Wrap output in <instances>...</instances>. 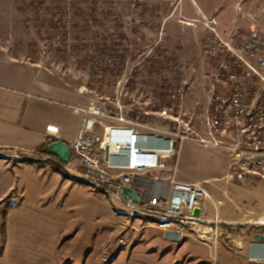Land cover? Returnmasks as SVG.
Masks as SVG:
<instances>
[{"label": "rangeland", "instance_id": "rangeland-1", "mask_svg": "<svg viewBox=\"0 0 264 264\" xmlns=\"http://www.w3.org/2000/svg\"><path fill=\"white\" fill-rule=\"evenodd\" d=\"M39 1L0 0V60L30 68L71 112L70 106L101 107L106 116L99 119L107 127L167 130L181 121L199 124L209 94L215 61L209 51L216 47V34L227 39L231 31L264 29V0ZM111 49L117 50L113 58L108 57ZM95 61L103 69L115 61L117 68L100 73ZM9 69L0 61V70ZM95 130L102 135L104 126ZM5 153L14 156L0 155V264H159L151 256L160 255V244L146 243L140 250L143 245L130 239L127 246H112L119 251L116 256L114 251L103 253L115 239L106 238L108 234L120 230L115 220L124 222L114 214L123 205L72 180L69 172H76L77 161L61 163L43 156L42 149L35 156L18 149ZM229 163L224 150L192 139L181 144L178 170L186 181L208 180L209 189L224 186L221 177ZM226 189V196L213 191L221 201L220 217L237 221L224 227L234 238L254 230L264 213V182ZM239 209L256 215L246 211L243 218ZM223 236L220 240L230 241ZM169 246V256L178 259L177 247Z\"/></svg>", "mask_w": 264, "mask_h": 264}, {"label": "built area", "instance_id": "built-area-1", "mask_svg": "<svg viewBox=\"0 0 264 264\" xmlns=\"http://www.w3.org/2000/svg\"><path fill=\"white\" fill-rule=\"evenodd\" d=\"M216 35V47L209 51L215 59L210 67L209 94L199 124L181 121L177 128L167 130L149 125L107 127L99 119L106 116L101 107L70 106L74 114L82 117V123L78 135L66 142L72 152L68 165L77 160L78 179L110 195V200L122 202L124 209L132 214L146 212L151 224L171 242L191 238L215 245L224 234L242 251L247 233L234 238L225 234L224 227L236 225L237 221L219 216L221 201L209 193V182L189 183L177 178L181 144L192 139L204 147L229 154V168L221 179L225 185H219L225 196L226 186L239 184L248 188L264 182V29L255 28L246 33L231 31L227 39ZM164 115L167 116L166 111ZM120 120L124 121L122 117ZM98 125L104 126L102 135L95 130ZM47 132L55 140H61L57 126L48 125ZM0 155L4 159L14 156L5 152ZM160 179L166 181L169 189L159 186L158 194L146 193V182ZM123 187L135 190L139 202L124 198ZM207 203L213 210L211 216ZM239 211L243 218L248 216L242 209ZM255 226L258 231L253 235L264 236V213ZM119 228L114 243L104 249L105 255L114 248L127 246L136 231L131 222L120 224ZM105 255L103 260L107 258Z\"/></svg>", "mask_w": 264, "mask_h": 264}, {"label": "crops", "instance_id": "crops-1", "mask_svg": "<svg viewBox=\"0 0 264 264\" xmlns=\"http://www.w3.org/2000/svg\"><path fill=\"white\" fill-rule=\"evenodd\" d=\"M0 61L9 65L11 68L7 71L0 70V153L18 149L19 151H23L24 153H28L32 156L37 155L36 153H38L41 147H43L45 144L48 145L50 141L55 140L54 137L48 135V125H54L58 127L61 140L67 142L74 139L79 133L82 117L80 115L73 114L64 104H60L57 91L51 89L52 87L50 86L43 85L41 79H39L35 72H33L30 68L17 65L10 61ZM37 84H39V86H37ZM29 95H37L41 97V99H46V101L50 100V102L59 103L67 111L55 107L54 105H49L48 103L43 104L34 101L32 99L33 97H30ZM67 112H69L71 119L67 118L69 116H67ZM71 128L74 129V133H71ZM42 154L43 156H47V154L43 151ZM43 159H45V157ZM178 164V180L195 183L186 181L180 177ZM78 170L79 162L76 172L70 171L69 176L72 180L82 183V181L76 177ZM223 177H221V179ZM66 179L68 178L66 177ZM163 180L164 179L146 182V193L151 192L153 194H158L157 187L159 186L165 187V189L168 190L169 185ZM136 186L139 189V184L136 183ZM213 187V189H209L208 186L209 193L214 199L217 200L219 198L216 197L213 190L221 192L222 194L223 192L219 188L220 186ZM72 188L73 186L71 189ZM138 191L140 194L143 193L141 189ZM121 205H123V210L121 212L129 214L130 212L124 209V204L122 203ZM210 208L211 207L209 205L208 211L209 215L211 216L213 210ZM85 209H88V207L86 206ZM243 211H248L249 213L255 214L252 210L243 209ZM121 212L115 209L114 214L116 215V218L123 219V224L131 222L132 226L136 229V231L132 233L131 244L134 245L141 243L139 245H143V247L136 246V249L139 247L140 250H142L146 247V243L152 244L153 247L159 246L160 244L162 247L160 255H157V257L154 256L156 257L155 259L153 256H151L152 258L147 257L148 260L151 258V261L153 262H158L159 264H263L264 240L262 241L254 239L253 234L258 231L256 226L254 230L248 231L245 238L243 239V249L242 251H238L234 244L226 239L220 240L215 245L200 243L191 238L186 240L184 239L180 243H174L167 240L164 237L163 232L156 229L151 224L150 219L135 216V214H133L132 217H129V215H124ZM115 222L118 223L117 226L121 224L117 220H115ZM115 229L116 228H114V230ZM114 230L110 232L106 238L109 237L112 239L113 236H116V232ZM112 243H114V241H111L109 245H112ZM169 243H172L177 247V250L174 252V254L179 257L178 259H176V257L169 256L170 254H173L170 251L171 248ZM112 251H114L112 252L114 254L115 249ZM118 253L119 251L115 253V256Z\"/></svg>", "mask_w": 264, "mask_h": 264}, {"label": "water", "instance_id": "water-1", "mask_svg": "<svg viewBox=\"0 0 264 264\" xmlns=\"http://www.w3.org/2000/svg\"><path fill=\"white\" fill-rule=\"evenodd\" d=\"M44 152L64 164H68L72 156L71 150L69 149L66 142L63 140L51 141L44 149ZM0 158L3 157L0 156ZM121 194L124 198L130 199L133 203L139 202V194L131 187H123L121 190ZM198 213L199 210L196 209L195 214L197 215ZM254 239L263 241L264 236L256 234L254 235Z\"/></svg>", "mask_w": 264, "mask_h": 264}, {"label": "trees", "instance_id": "trees-1", "mask_svg": "<svg viewBox=\"0 0 264 264\" xmlns=\"http://www.w3.org/2000/svg\"><path fill=\"white\" fill-rule=\"evenodd\" d=\"M39 3L41 4V5H44L45 4V1L44 0H40L39 1ZM93 11L92 12H96L95 11V8L94 9H92ZM98 47H100V45L98 46ZM99 49L100 48H97L96 49V51L97 52H99ZM110 52H111V56H108V57H110V58H113L114 56H116V53H117V50H115V49H111L110 50ZM102 62V61H101ZM109 62H111L112 63V61H109ZM111 63H109V64H111ZM94 65L96 66L97 65V69H99L98 71H100V73L101 72H105V71H115V68H117V65L115 64V61L112 63V65H110L109 67H107L106 69L104 68H102L101 67V65L99 64V62H97V61H95V63H94ZM104 67V66H103ZM46 146H47V144H45L41 149H42V151L44 152V149L46 148Z\"/></svg>", "mask_w": 264, "mask_h": 264}, {"label": "bare ground", "instance_id": "bare-ground-1", "mask_svg": "<svg viewBox=\"0 0 264 264\" xmlns=\"http://www.w3.org/2000/svg\"><path fill=\"white\" fill-rule=\"evenodd\" d=\"M88 184V182H85ZM95 189V188H94ZM110 196V195H108ZM138 214V216H141V217H144V218H147V219H150L151 220V217L148 216V214H146V212H136Z\"/></svg>", "mask_w": 264, "mask_h": 264}]
</instances>
